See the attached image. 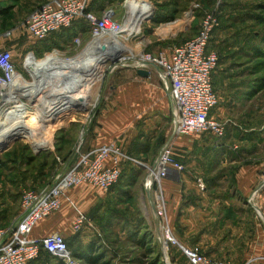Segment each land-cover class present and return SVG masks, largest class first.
Instances as JSON below:
<instances>
[{"label": "rangeland", "instance_id": "374dc122", "mask_svg": "<svg viewBox=\"0 0 264 264\" xmlns=\"http://www.w3.org/2000/svg\"><path fill=\"white\" fill-rule=\"evenodd\" d=\"M134 1L147 4L149 10L130 32L118 34L123 46H120L117 55L113 54L114 58L108 57L97 63L96 67L100 69L103 78L92 86L91 98L87 103L62 109L56 119L46 123L35 118L34 112L32 116L21 115L22 106L19 103L7 104L1 111L0 228L14 222L19 216L25 191H40L52 185L64 164L74 163V158L79 155L78 150L84 152L92 147L99 114L108 104L110 108L115 105L112 99L116 97L118 85L131 76L140 81L146 79L141 78L137 72L138 64L142 62L138 56L142 53L169 55L175 45L197 35L203 18L209 14L216 18V26L208 46L219 56L213 76L219 102L212 114L226 124V134L222 139L210 132L180 136L193 140L195 138L198 143L206 142L209 153H214L212 148L225 142L221 145L225 149L216 152V155L219 154L217 163L214 161L215 170L212 169L216 172L212 187L216 184L223 189L230 185L234 161L264 163V56H259L256 52L257 48L264 51V24H260L257 19L262 12L259 6L264 4V0ZM44 2L45 0H0V48L9 50L12 54L17 72L13 89H17L18 102L23 101L24 96L30 99L31 96L38 95L40 100L48 99V93L52 89L67 87L68 73H61L51 79L47 73L42 72L40 63L55 48L66 52L70 57L76 56L91 38V35L89 38L85 35L82 38L83 45L76 50L71 46L78 35L72 30H64L65 32L56 36L50 35L45 40L33 36L25 27L24 21L33 9ZM123 3L124 0H103L98 10L103 12L104 9L112 8L115 20L123 24L130 18ZM92 12L97 16L100 14L98 11ZM79 36L82 37V34ZM29 52H33L38 60L30 58L26 66L25 57ZM106 54L109 55L104 53ZM122 60L125 61L123 66H115L122 63ZM71 84L66 89L74 91L83 86L81 80H75ZM169 126L167 137L172 136L171 122ZM178 137L172 136L171 140L174 155L173 143ZM165 142L156 153H160ZM175 157L179 159L176 155ZM153 163L151 161L147 164ZM135 165L140 167L136 166L130 171L126 183L130 182L125 186L124 192H118L113 197L110 195L111 191H104L89 183L75 185L67 190L63 203L67 200L65 205L73 215L75 211V218L79 214L87 217L82 230L75 231L73 224L70 226L75 233L74 237L65 235L73 255L92 243L93 253L101 255L100 264H190L177 244H171L167 253L163 251L159 239L161 226L155 219L144 186L148 171L142 164ZM74 189H77L75 199L68 193ZM93 190L94 204L85 194ZM149 192L153 202L155 190ZM178 224L179 226H172L171 229L172 232L175 231L174 236L182 241V236L179 235L182 225ZM188 246L204 253L191 244ZM51 262L50 257L44 256L36 264Z\"/></svg>", "mask_w": 264, "mask_h": 264}, {"label": "built area", "instance_id": "2783aa9c", "mask_svg": "<svg viewBox=\"0 0 264 264\" xmlns=\"http://www.w3.org/2000/svg\"><path fill=\"white\" fill-rule=\"evenodd\" d=\"M90 1L47 0L28 14L24 25L33 36L45 40L50 35L64 32L77 20L85 19L91 26V38L87 44L93 39L112 31L117 32L122 28L125 22L122 24L115 20V11L112 8L104 9L100 16L87 11ZM123 6L130 13L126 0ZM215 26L214 15H206L197 35L175 45L169 55L155 56L142 53L138 56L144 63L150 64L142 68H150V66L157 68L163 88L172 101V136L210 132L219 139L225 137L226 124L212 116V111L219 102L213 82L219 56L208 46ZM121 32L124 31H118V34ZM72 43V48L79 49L83 45L82 37L76 36ZM47 56L74 57L68 56L58 48L51 50ZM29 57L36 58L33 52H29L25 62ZM124 63L125 61L122 60V63L119 62L115 66H123ZM0 69V84H9L8 82L13 79L12 75L17 73L9 50L0 48ZM171 140L172 137L164 143L152 165L142 163L148 171L144 186L149 191L155 190L153 203L157 221L159 226H162L159 239L163 251L167 253L171 244H177L190 264H238L227 259L213 260L198 250L185 247L174 236L167 216L163 182L175 172H183L185 165L175 157L170 146ZM78 152L79 155L74 163L70 165L65 163L52 185L40 191L23 193L19 216L9 227L0 228V264H27L36 259L42 249L61 259L65 264H82L81 260L73 255L62 233L53 232L37 238L32 236L34 228L39 221L60 210L63 197L69 188L89 183L109 191L120 179L123 161L136 162V160L124 153L115 142ZM197 185L201 190L206 189L205 182L200 178L197 180ZM263 185L264 182L259 184L248 198L255 208L252 200ZM257 210L259 212L258 208ZM162 220L165 222L163 223ZM86 222L87 217L79 214L73 222L74 230H82ZM250 263L251 261L246 264Z\"/></svg>", "mask_w": 264, "mask_h": 264}, {"label": "crops", "instance_id": "0c3cea01", "mask_svg": "<svg viewBox=\"0 0 264 264\" xmlns=\"http://www.w3.org/2000/svg\"><path fill=\"white\" fill-rule=\"evenodd\" d=\"M74 25L77 35L90 37L91 26L85 19L77 20ZM149 70V76H140L145 80L131 76L118 85L116 97L112 99L115 105L110 108L108 104V108H103L99 114L92 147L115 142L138 164L155 161L159 154L156 151L172 137H167L172 123V101L163 88L157 68L151 66ZM224 143L221 142V145ZM173 145L175 155L185 164V170L165 179L163 189L170 226L182 225V232H179L182 241L176 236L178 242L192 249L188 246L191 244L213 259H228L238 264L249 261L251 264H264V185L252 200L256 208L248 201L253 190L264 182V163L234 161L230 185L220 189L219 185L212 187L211 183L216 173L214 161L219 154L216 155V152L224 150L223 146L212 148L215 152L209 153L206 142L198 143L195 138L181 136L175 139ZM195 178L206 181L205 191L199 190ZM125 186L118 185L110 192L111 197L124 192ZM76 190H69L68 193L74 198ZM146 193L157 221L151 193L148 189ZM85 194L94 204V190ZM65 203L67 200L59 212L36 225L33 237L41 238L53 232L74 237L70 226L75 220V211L73 215ZM182 255L186 258L183 252Z\"/></svg>", "mask_w": 264, "mask_h": 264}, {"label": "bare ground", "instance_id": "6f19581e", "mask_svg": "<svg viewBox=\"0 0 264 264\" xmlns=\"http://www.w3.org/2000/svg\"><path fill=\"white\" fill-rule=\"evenodd\" d=\"M139 6L137 14L134 12L133 17L135 19L129 18L120 30L112 31L106 35H102L99 38L93 39L90 41L83 50L80 51V54L67 58V57H51L48 56L43 62L40 63V69L42 72L47 73L51 79L56 78L59 74H67L69 79L68 86H71V83H74L75 80H81L83 88H76V90H68V86H64L61 89H52L49 94L48 99L40 100L38 95L31 96L30 99L24 96V100L17 101V89L15 88L14 76L13 79L8 82L9 84L2 83L0 84V113L5 109L7 104H21L22 111L21 115H30L32 116L34 112V117L38 118L40 121L45 122L54 120L59 115L60 111L65 108L73 107L74 105L87 103L91 98V88L99 80L103 78L100 69L97 66V63L102 62L105 58H114V55H117L120 46H123V43L118 38V31L130 32L135 28L139 22L142 20V16L149 10L147 4L143 5L140 2L134 0H126V6L129 8L131 5ZM136 4V5H135ZM139 11V12H138ZM130 15V14H129ZM130 17V16H129ZM129 28H126L128 27ZM105 45V48L102 46ZM109 51V52H108ZM122 52V51H121ZM66 53V52H65ZM104 53H109V55H104ZM114 54V55H113ZM33 57H29L25 65H28V60ZM38 59L34 58V61ZM26 65V66H27ZM102 65V64H101ZM100 65V66H101ZM150 64L144 63L142 61L138 64L137 68H142L149 66ZM31 66V65H30ZM99 66V67H100ZM151 67V66H150ZM35 68V66H34ZM29 72V71H28ZM30 75V74H29ZM15 80V82H14ZM77 86V85H76ZM80 87V86H79ZM9 106V105H8ZM3 126V123L0 120V127ZM156 207V206H155ZM162 227V226H161Z\"/></svg>", "mask_w": 264, "mask_h": 264}, {"label": "trees", "instance_id": "16d2710c", "mask_svg": "<svg viewBox=\"0 0 264 264\" xmlns=\"http://www.w3.org/2000/svg\"><path fill=\"white\" fill-rule=\"evenodd\" d=\"M102 2H103V0H91L89 5H88L87 11H98V14L100 13L98 16H100L102 11L99 12L98 9L101 6ZM259 8L261 9L262 12H261V14H258L257 19H258V22L260 24H264V4H260ZM83 23L84 22H81L82 25H84ZM74 24H76V22ZM75 26L76 25H73L72 27L68 28L67 30H72L73 33L76 34L77 29H74ZM82 28H84V26ZM74 31H76V32H74ZM256 52L259 54V56H264V51L262 49L257 48ZM129 156H132V155H129ZM135 164H137V163H135L131 160H124L123 161L120 179H119L118 183L116 185H114L109 191L114 190L118 185H126L127 186L129 184L130 181L128 183H126V180L127 181L129 180L130 171L132 169L136 168V166L140 167L139 165H135ZM0 167H1V163H0ZM124 183H126V184H124ZM12 223H13V221L10 222L8 225L2 227V228L9 227ZM66 241H67V239H66ZM67 244H68V241H67ZM68 246H69V244H68ZM69 248H70V246H69ZM73 254H74V252H73ZM44 256L51 258L52 262L50 264H65L61 259L57 258L56 256L52 255L50 252H48L44 249L41 250L39 256L36 259L28 262L27 264H36ZM76 256L82 262L84 261L85 264H100V262H101V258H100L101 255L93 253V244L92 243L85 250L75 254V257Z\"/></svg>", "mask_w": 264, "mask_h": 264}, {"label": "water", "instance_id": "95a60500", "mask_svg": "<svg viewBox=\"0 0 264 264\" xmlns=\"http://www.w3.org/2000/svg\"><path fill=\"white\" fill-rule=\"evenodd\" d=\"M136 5V4H135ZM137 10H139V6H134L133 4L130 6V18L135 19L133 16V13L137 12ZM139 12V11H138ZM137 14V13H136ZM102 48H105V45L102 46ZM137 72L139 75H141L142 77H147L150 75L149 70L145 69V68H137ZM141 164V163H140ZM154 205V203H153Z\"/></svg>", "mask_w": 264, "mask_h": 264}]
</instances>
